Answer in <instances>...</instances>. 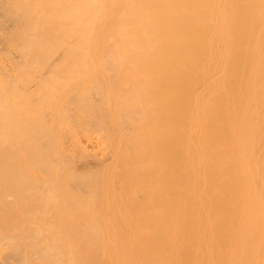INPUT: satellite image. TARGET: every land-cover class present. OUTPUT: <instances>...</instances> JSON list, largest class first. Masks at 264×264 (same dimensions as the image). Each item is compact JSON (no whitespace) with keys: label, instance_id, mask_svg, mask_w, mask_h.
Instances as JSON below:
<instances>
[{"label":"bare ground","instance_id":"1","mask_svg":"<svg viewBox=\"0 0 264 264\" xmlns=\"http://www.w3.org/2000/svg\"><path fill=\"white\" fill-rule=\"evenodd\" d=\"M0 264H264V0H0Z\"/></svg>","mask_w":264,"mask_h":264}]
</instances>
